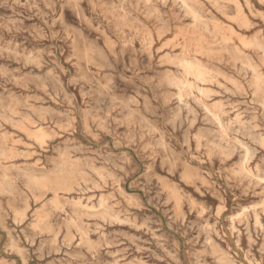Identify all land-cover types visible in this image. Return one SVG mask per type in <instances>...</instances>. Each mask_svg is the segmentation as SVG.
<instances>
[{
	"label": "rangeland",
	"instance_id": "rangeland-1",
	"mask_svg": "<svg viewBox=\"0 0 264 264\" xmlns=\"http://www.w3.org/2000/svg\"><path fill=\"white\" fill-rule=\"evenodd\" d=\"M0 264H264V0H0Z\"/></svg>",
	"mask_w": 264,
	"mask_h": 264
},
{
	"label": "bare ground",
	"instance_id": "bare-ground-1",
	"mask_svg": "<svg viewBox=\"0 0 264 264\" xmlns=\"http://www.w3.org/2000/svg\"><path fill=\"white\" fill-rule=\"evenodd\" d=\"M185 1V0H184ZM186 3V2H185ZM184 4V3H183ZM188 5V4H187ZM190 9V8H189ZM193 9V8H192ZM196 15V14H195ZM194 17V16H193ZM197 19V18H196ZM189 66V65H188ZM196 71H197V69H196ZM199 72H195L196 74H197V76H199V77H202L203 76V74L200 72V69L198 70ZM203 94V93H202ZM194 109V108H193ZM187 114V113H186ZM17 117V116H16ZM245 150V149H244ZM259 152V151H258ZM248 153V152H247ZM98 184V183H97ZM230 216H232V215H230ZM143 228V227H142ZM106 229V228H105ZM259 250V249H258Z\"/></svg>",
	"mask_w": 264,
	"mask_h": 264
}]
</instances>
